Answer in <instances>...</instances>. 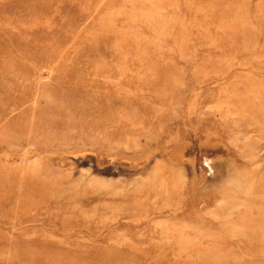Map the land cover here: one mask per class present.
Listing matches in <instances>:
<instances>
[{
    "label": "rangeland",
    "instance_id": "rangeland-1",
    "mask_svg": "<svg viewBox=\"0 0 264 264\" xmlns=\"http://www.w3.org/2000/svg\"><path fill=\"white\" fill-rule=\"evenodd\" d=\"M0 264H264V0H0Z\"/></svg>",
    "mask_w": 264,
    "mask_h": 264
}]
</instances>
